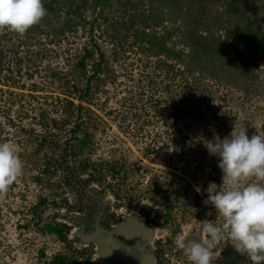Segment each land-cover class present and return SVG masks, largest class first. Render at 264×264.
I'll return each instance as SVG.
<instances>
[{
	"label": "rangeland",
	"instance_id": "obj_1",
	"mask_svg": "<svg viewBox=\"0 0 264 264\" xmlns=\"http://www.w3.org/2000/svg\"><path fill=\"white\" fill-rule=\"evenodd\" d=\"M104 14L106 20H114L118 15L113 9ZM94 20L102 18L97 16ZM111 29L113 27L102 25L100 30L91 32L107 61L99 74L100 83L92 88L90 102L82 104L91 110L86 126L92 135L83 157L91 161L117 160L120 169L126 170L122 177L124 182L120 178L115 183L107 177L100 185H65L63 171L57 170L49 178L50 188L38 185L32 177L40 174L41 160L49 156V150L33 153L31 143L25 142L27 135L20 132V129H30L38 133L39 114L58 119L60 113L55 103L62 98L77 103L65 92L70 91L68 86L73 78L84 83V78L74 73L73 63L80 55V48L90 46V33L87 34L86 28L78 27L59 43L41 41L45 44L42 49L31 41L27 45L28 54L19 64L20 73L13 75L17 80L15 85L0 82V143L13 144L24 164L22 174L0 200V264H46L55 254L63 252L76 255L78 264H97L94 245L83 238L85 232L97 231L109 214L119 219L124 217L129 212L127 206L145 219V225L152 230L153 249L163 250L168 264H188L183 251L175 244L176 236L188 233L189 238L202 241L204 220L216 225L222 223L214 208L203 203L208 183L219 185L222 175L217 166L218 158L209 155L205 144L228 136L233 125H245L249 137L264 136L260 130L264 122V92L259 96L251 90L244 96L242 90L202 79L200 84H204L210 95L204 99L198 95L199 100L195 99L194 107L189 109L182 94L188 87L192 88V83L189 81L185 87L175 79L169 83L170 93L167 94L163 87L168 81L163 76L152 75L159 58L118 43L117 33ZM155 31L160 32L158 28ZM225 32L221 29L217 34ZM24 51L19 45L16 56L23 57ZM11 64L13 62L10 69ZM192 76L197 77V74ZM62 78L64 80H58ZM259 84L264 87L263 73L258 75ZM71 163L69 158L68 164ZM151 174L164 179L178 201L161 202L155 197L153 202L152 196L158 190L147 191L146 182ZM110 186L119 188L116 195L122 199L111 194ZM197 187L201 189L199 193ZM38 197L48 201L66 200L68 208L67 205L53 208L48 204L39 221L43 224L56 220L69 226L70 248L50 235L40 234L33 226L36 220L31 222L27 209ZM170 203L172 221L160 226L157 211ZM209 212L212 214L208 215ZM224 240H228L227 237ZM220 248L219 244L214 249L213 264H221Z\"/></svg>",
	"mask_w": 264,
	"mask_h": 264
},
{
	"label": "trees",
	"instance_id": "obj_2",
	"mask_svg": "<svg viewBox=\"0 0 264 264\" xmlns=\"http://www.w3.org/2000/svg\"><path fill=\"white\" fill-rule=\"evenodd\" d=\"M43 4L47 15L23 37L7 31L0 33L1 83L15 85V74L20 73L19 64L28 54L27 45L31 43L42 49L45 44L41 41L59 43L79 27L86 28L87 34L90 33V46L81 47L80 55L74 58L73 63L74 73L80 79L84 78V83L73 78L71 86H68L70 91L65 92L77 103L63 98L61 102H56L60 113L58 119L39 114L38 133L20 129L27 135L25 142L31 143L33 153L49 150V156L41 160L40 174L32 177L38 185L50 188L49 178L57 170L64 173L63 184L72 186L79 183L84 187L100 185L107 177L116 183L125 176L126 170H123L124 167L120 169L117 160L91 161L89 157H83L90 147L92 135L86 126L91 119V110L82 104L90 102L89 97L94 93L92 88L100 83L99 74L104 71L107 61L91 33L94 29L100 30L102 25L109 29L113 27L111 30L117 33L118 43H126L128 47L136 48L137 52L159 58L155 61L152 75L163 76L168 81L163 87L167 94L170 93L169 83L173 80L178 79L185 87L190 81L192 88L188 87L182 94L189 109L194 107L195 99L199 100L196 98L198 95L202 99L210 95L204 84H200L202 79L242 90L244 96L251 90L259 96L264 92V87L257 85L259 73L264 74V0H43ZM108 9L116 11L117 18L106 20L104 11ZM97 16L102 20H94ZM156 28L160 32H156ZM221 29L226 32L217 34ZM19 45L25 49L23 57L16 56ZM9 57L12 59L8 60ZM11 62L13 71L10 69ZM193 73L197 77H193ZM64 84L68 83L64 81ZM260 130L264 135V122ZM69 158L72 161L70 165ZM160 179L158 175L151 174L146 182L148 192L154 189L161 191L155 192L151 200L159 197L161 202L178 201V196L166 187L164 179ZM118 190L117 186L109 187L111 194L120 200L122 198L116 195ZM48 204L53 208L69 206L65 199L58 202L38 197L27 209L30 220H36L33 226L40 234L50 235L70 248L67 240L69 226L56 220L43 224L39 221ZM171 207L172 203L157 211L160 226L172 221ZM127 209L132 211L133 207L127 206ZM105 219L103 226L107 227L109 221L113 223L118 217L109 214ZM221 246V264H251L245 255L235 251L229 240H224ZM76 259V255L63 252L55 254L46 264H78Z\"/></svg>",
	"mask_w": 264,
	"mask_h": 264
},
{
	"label": "clouds",
	"instance_id": "obj_3",
	"mask_svg": "<svg viewBox=\"0 0 264 264\" xmlns=\"http://www.w3.org/2000/svg\"><path fill=\"white\" fill-rule=\"evenodd\" d=\"M46 15L43 0H0V33L7 31L23 37ZM213 141L205 147L210 156L218 158L221 183H208L203 203L214 208L222 223L216 225L204 220L202 241L184 233L176 236L175 244L183 251L188 264H213L214 249L227 237L235 251L245 255L251 264H264V136L249 137L245 125L241 124L233 125L228 136ZM23 168L15 146L0 143V200ZM196 191L199 193L201 189L197 187Z\"/></svg>",
	"mask_w": 264,
	"mask_h": 264
},
{
	"label": "water",
	"instance_id": "obj_4",
	"mask_svg": "<svg viewBox=\"0 0 264 264\" xmlns=\"http://www.w3.org/2000/svg\"><path fill=\"white\" fill-rule=\"evenodd\" d=\"M143 235V241H148L151 233L150 229L142 228L139 224L138 218L134 214H128L124 218H122L118 223L114 224L109 230H105L103 233V238L94 237L92 240L96 245L99 246L98 254L101 259V264H119L118 256L121 255L123 250L132 249L133 243L136 239H134L139 234H135L134 232H139ZM113 234H123L125 235L129 241L127 243L118 242L111 238ZM145 254L139 252L135 254V256L131 253L130 258L125 261V263L120 264H150V248L148 244H144ZM138 251V249H137Z\"/></svg>",
	"mask_w": 264,
	"mask_h": 264
},
{
	"label": "flooded vegetation",
	"instance_id": "obj_5",
	"mask_svg": "<svg viewBox=\"0 0 264 264\" xmlns=\"http://www.w3.org/2000/svg\"><path fill=\"white\" fill-rule=\"evenodd\" d=\"M130 213H133V212L132 211L131 212L129 211V212L126 213L125 216H127ZM134 214H136V212ZM136 215H137V218H139V223H140L141 227L147 229L148 226L145 225L146 224L145 219L144 218H141L138 214H136ZM121 218H123V217H121ZM117 222H118V220L115 221V222H113V223L111 221H109L107 227H104L103 224H101V225H99L100 228L97 231L92 230V231H89V232L86 231V233H85V236H86L85 237V240H86V242L87 243L88 242L89 243H92L94 245V248L93 249L95 250V254L97 256V264H101V259H100V256L98 254V248H99V246L96 245V243H94L92 239L94 237H98L100 239L103 238L104 237L103 233L105 232V230L106 231L109 230V228H111ZM134 233L135 234H137V233L139 234V233H142V232L139 231V232H134ZM111 238L114 239V240H116V241H118V242H122V243H125V242L127 243V241H129V239L125 235H123V234H113V235H111ZM134 239L137 240V249H138V252H141V253H144L145 254V249H144L143 246H144V244L145 245L146 244L149 245V248H150V257H151V260H150L151 263L150 264H168L167 259H166V256H165L166 254L164 253V251L163 250H160L159 248L153 249V247L151 245L152 244L151 243L152 242L151 241L152 240V236H150L149 240L146 241V242L143 241L144 237L141 234H139L138 236H136ZM130 251H131L130 249L123 250L122 251L121 256L124 257L123 260L126 259L125 258L126 255H127V258L128 259L130 258V254H131ZM219 251H220V249H219ZM169 264H171V263H169Z\"/></svg>",
	"mask_w": 264,
	"mask_h": 264
},
{
	"label": "bare ground",
	"instance_id": "obj_6",
	"mask_svg": "<svg viewBox=\"0 0 264 264\" xmlns=\"http://www.w3.org/2000/svg\"><path fill=\"white\" fill-rule=\"evenodd\" d=\"M133 248L131 249V251H130V253H132L134 256H135V254H138L139 252L137 251V240H135V242L133 243ZM125 260H123L124 259V257L123 256H118V262H119V264L120 263H124L126 260H127V255L125 256Z\"/></svg>",
	"mask_w": 264,
	"mask_h": 264
}]
</instances>
